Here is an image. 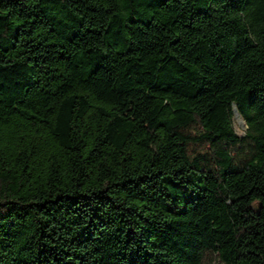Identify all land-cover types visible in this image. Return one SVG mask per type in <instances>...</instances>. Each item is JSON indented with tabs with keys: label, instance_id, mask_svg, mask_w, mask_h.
Wrapping results in <instances>:
<instances>
[{
	"label": "trees",
	"instance_id": "obj_1",
	"mask_svg": "<svg viewBox=\"0 0 264 264\" xmlns=\"http://www.w3.org/2000/svg\"><path fill=\"white\" fill-rule=\"evenodd\" d=\"M208 255L264 264V0H0V264Z\"/></svg>",
	"mask_w": 264,
	"mask_h": 264
},
{
	"label": "rangeland",
	"instance_id": "obj_2",
	"mask_svg": "<svg viewBox=\"0 0 264 264\" xmlns=\"http://www.w3.org/2000/svg\"><path fill=\"white\" fill-rule=\"evenodd\" d=\"M233 128H234L235 133L239 137H243L247 130V126L244 120L239 116V114L236 111H234V115H233ZM199 132H200V129L194 126L190 128L188 131H186V134L189 137L195 138L199 136ZM208 151H209V146L204 142L190 143L188 145V155L191 158H194L196 156H204L208 153ZM235 157L237 159V164H239V162L245 158V154L235 155ZM214 258L215 256L208 255L205 259L204 264H217Z\"/></svg>",
	"mask_w": 264,
	"mask_h": 264
}]
</instances>
